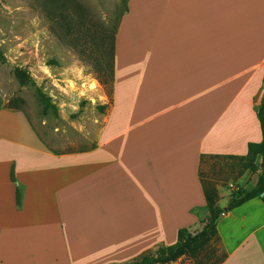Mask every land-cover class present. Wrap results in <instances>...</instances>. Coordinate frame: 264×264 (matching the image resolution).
Segmentation results:
<instances>
[{
	"label": "crops",
	"instance_id": "crops-1",
	"mask_svg": "<svg viewBox=\"0 0 264 264\" xmlns=\"http://www.w3.org/2000/svg\"><path fill=\"white\" fill-rule=\"evenodd\" d=\"M126 8L110 105L87 148L53 151L0 95V264H127L171 246L207 213L201 157L245 156L262 140L264 0ZM216 230L221 264H264V199Z\"/></svg>",
	"mask_w": 264,
	"mask_h": 264
},
{
	"label": "rangeland",
	"instance_id": "rangeland-1",
	"mask_svg": "<svg viewBox=\"0 0 264 264\" xmlns=\"http://www.w3.org/2000/svg\"><path fill=\"white\" fill-rule=\"evenodd\" d=\"M44 1L0 0V95L5 104L25 114L36 134L53 151L87 148L110 105L111 85L102 83L107 77L94 68V61L86 63L62 43L59 29L44 12ZM67 1V6H76L71 15H81L85 20L87 41L95 40L101 26L109 32L124 4V0ZM16 69L24 72L31 83L20 86L14 77ZM39 92L55 109L41 100ZM201 171L216 186L219 205H226L235 189L230 163L208 160ZM204 215L201 211L200 219ZM197 226L201 229V224ZM212 248H217L216 242L206 253L211 255ZM213 259L210 257L209 262ZM178 264L194 261L182 259Z\"/></svg>",
	"mask_w": 264,
	"mask_h": 264
},
{
	"label": "trees",
	"instance_id": "trees-1",
	"mask_svg": "<svg viewBox=\"0 0 264 264\" xmlns=\"http://www.w3.org/2000/svg\"><path fill=\"white\" fill-rule=\"evenodd\" d=\"M68 3L69 1L66 2V0H63V3H59L58 0H46V2H43L44 12L54 26L59 29L62 35V43L73 49L86 63L94 61V68L98 69V72L107 77L102 83L105 85L110 83L112 85L115 35L121 17L127 11V0H124L123 8L119 12L112 29L108 32L101 26L99 33L94 35L95 40L91 39L89 41L86 40L88 38L87 33L89 32L88 30H84L85 20L81 15L74 18L71 15V11L74 12L76 6L74 4L71 6V3L67 6ZM0 59H2L1 53ZM14 77L20 86L31 83V80L21 70L16 69L14 71ZM39 95L47 106L55 109L45 95L41 92H39ZM5 107L10 110L14 109L9 104H5ZM257 118L262 140L259 143H249L245 156L201 157L198 175L207 212L204 218L198 220V223L201 224V229L195 232H191L185 228L180 229L177 232V241L175 244L146 251L137 259L127 264H170L181 258L194 261V264H221L225 260L226 255L223 252L217 254V248H212L209 251L211 255L206 253L212 244L217 242V222L230 211L254 198L264 199V197H261L264 194V98L258 110ZM208 160L228 161L230 163V170L234 174L233 182L241 178L246 172L257 174L256 182L249 188H235L232 190L227 205L225 208H222L218 204L220 198L216 186L208 182L201 171V166ZM16 196L17 201H19L20 193L18 190ZM210 257H214V259L209 262Z\"/></svg>",
	"mask_w": 264,
	"mask_h": 264
},
{
	"label": "water",
	"instance_id": "water-1",
	"mask_svg": "<svg viewBox=\"0 0 264 264\" xmlns=\"http://www.w3.org/2000/svg\"><path fill=\"white\" fill-rule=\"evenodd\" d=\"M261 197H264V194H262Z\"/></svg>",
	"mask_w": 264,
	"mask_h": 264
}]
</instances>
